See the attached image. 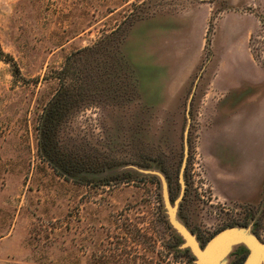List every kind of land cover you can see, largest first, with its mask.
I'll use <instances>...</instances> for the list:
<instances>
[{"label":"rangeland","instance_id":"1","mask_svg":"<svg viewBox=\"0 0 264 264\" xmlns=\"http://www.w3.org/2000/svg\"><path fill=\"white\" fill-rule=\"evenodd\" d=\"M250 16L264 69V0H0V264H198L172 211L201 249L264 243V199L218 196L201 150L222 28ZM67 85L60 173L40 123Z\"/></svg>","mask_w":264,"mask_h":264},{"label":"crops","instance_id":"2","mask_svg":"<svg viewBox=\"0 0 264 264\" xmlns=\"http://www.w3.org/2000/svg\"><path fill=\"white\" fill-rule=\"evenodd\" d=\"M256 28L251 16L230 18L222 28L220 74L207 95L212 98L207 105L212 125L201 138L207 177L216 194L252 206L264 199V69L247 48Z\"/></svg>","mask_w":264,"mask_h":264},{"label":"water","instance_id":"3","mask_svg":"<svg viewBox=\"0 0 264 264\" xmlns=\"http://www.w3.org/2000/svg\"><path fill=\"white\" fill-rule=\"evenodd\" d=\"M172 224L182 234L198 258V264H229L234 251L245 248L249 252L245 264H264V243L250 231L242 228L228 229L217 234L201 249L190 234L175 221V211H172Z\"/></svg>","mask_w":264,"mask_h":264},{"label":"trees","instance_id":"4","mask_svg":"<svg viewBox=\"0 0 264 264\" xmlns=\"http://www.w3.org/2000/svg\"><path fill=\"white\" fill-rule=\"evenodd\" d=\"M0 57L11 59L3 52L1 44ZM11 61L13 60L11 59ZM14 66L16 65L14 64ZM76 98L78 99V93L74 85L63 86V88L59 89L53 98L44 106L42 112L40 123L41 153L60 173L62 168H64L69 161L66 160L65 157L62 158L63 152L59 146L58 131L61 123L68 115V107L71 105L70 102ZM63 175H66V173H63Z\"/></svg>","mask_w":264,"mask_h":264},{"label":"flooded vegetation","instance_id":"5","mask_svg":"<svg viewBox=\"0 0 264 264\" xmlns=\"http://www.w3.org/2000/svg\"><path fill=\"white\" fill-rule=\"evenodd\" d=\"M246 257H247L246 255H242L241 258L238 260L237 263L238 264H242L245 261Z\"/></svg>","mask_w":264,"mask_h":264}]
</instances>
